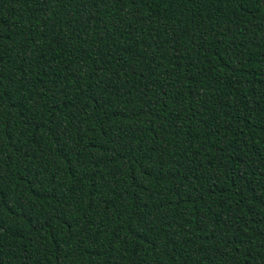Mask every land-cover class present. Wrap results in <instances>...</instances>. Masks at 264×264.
I'll list each match as a JSON object with an SVG mask.
<instances>
[{"label":"trees","instance_id":"trees-1","mask_svg":"<svg viewBox=\"0 0 264 264\" xmlns=\"http://www.w3.org/2000/svg\"><path fill=\"white\" fill-rule=\"evenodd\" d=\"M0 264H264L262 0H0Z\"/></svg>","mask_w":264,"mask_h":264},{"label":"water","instance_id":"water-1","mask_svg":"<svg viewBox=\"0 0 264 264\" xmlns=\"http://www.w3.org/2000/svg\"><path fill=\"white\" fill-rule=\"evenodd\" d=\"M262 6H263V10H264V0H262Z\"/></svg>","mask_w":264,"mask_h":264}]
</instances>
